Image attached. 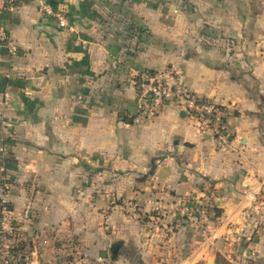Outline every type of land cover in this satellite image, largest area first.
<instances>
[{
    "label": "crops",
    "instance_id": "1",
    "mask_svg": "<svg viewBox=\"0 0 264 264\" xmlns=\"http://www.w3.org/2000/svg\"><path fill=\"white\" fill-rule=\"evenodd\" d=\"M0 27L15 264H264V0H17ZM165 69L227 110L225 143L176 106L135 121L137 78ZM190 194L211 198L208 235L151 212Z\"/></svg>",
    "mask_w": 264,
    "mask_h": 264
},
{
    "label": "built area",
    "instance_id": "2",
    "mask_svg": "<svg viewBox=\"0 0 264 264\" xmlns=\"http://www.w3.org/2000/svg\"><path fill=\"white\" fill-rule=\"evenodd\" d=\"M17 0H0V14L11 9ZM46 14L53 15L49 7H45ZM60 26L70 27V21L64 16L57 15ZM0 45L7 47L13 53L18 48L3 28L0 27ZM136 111L135 121L153 120L157 118L165 107H180L193 116L201 126L210 129L219 143L227 141L225 120L227 110L213 103L201 100L187 86L184 76L176 70L165 69L155 73H145L139 76L136 83ZM4 169H0V174ZM207 193V192H206ZM157 213L174 218L192 219L204 235H208V226L215 218L213 203L208 195L190 194L178 204L168 208L157 206ZM22 220L31 218V208L27 206ZM17 216L9 210L6 201L0 198V264H15L17 243Z\"/></svg>",
    "mask_w": 264,
    "mask_h": 264
},
{
    "label": "rangeland",
    "instance_id": "3",
    "mask_svg": "<svg viewBox=\"0 0 264 264\" xmlns=\"http://www.w3.org/2000/svg\"><path fill=\"white\" fill-rule=\"evenodd\" d=\"M170 70H175V69H170ZM138 79H139V77L137 78V80ZM137 80L135 82V85L137 83ZM4 173H5V170L0 174V187L3 188V190H4L3 191L0 188V191H1L0 192V198H1V196L3 197V194L2 193L5 192V190H7L6 187L9 186V184H8L9 183V179L6 177V175ZM182 200H180L179 202H181ZM111 201L113 202V204L111 205L112 207L114 206V207L118 208L119 210H121L122 213H124L126 215H129L133 219H140L141 217H144L145 218V217H147L148 212H150V211H146V213H145L144 206L142 207L140 204H133V202H131L130 200H126L125 201L122 197H116L114 199L112 198ZM178 203H176V204H178ZM111 206L108 205L107 208L105 209V212L106 211H109L108 209ZM156 207H153L152 210H151V212H154V213L156 212V214L161 215V213H157V211L155 209ZM160 207L161 208H165V209L168 208V207H163V206H160ZM163 216H165V215H163Z\"/></svg>",
    "mask_w": 264,
    "mask_h": 264
},
{
    "label": "water",
    "instance_id": "4",
    "mask_svg": "<svg viewBox=\"0 0 264 264\" xmlns=\"http://www.w3.org/2000/svg\"><path fill=\"white\" fill-rule=\"evenodd\" d=\"M2 50H3L4 52H8V48H7V47H3ZM183 113H184V112H183ZM183 113H182V115H184ZM121 244H122V242H121V241H118V242H116V243L113 245V247H112V253H113L114 256L117 255L118 248H119V246H120ZM209 263H210V264H213V263H214V259L211 258L210 261H209Z\"/></svg>",
    "mask_w": 264,
    "mask_h": 264
},
{
    "label": "trees",
    "instance_id": "5",
    "mask_svg": "<svg viewBox=\"0 0 264 264\" xmlns=\"http://www.w3.org/2000/svg\"><path fill=\"white\" fill-rule=\"evenodd\" d=\"M221 107V106H220ZM223 108V107H222ZM17 250V249H16ZM217 263L218 264H230L228 260H226L224 257L222 256H218L217 257Z\"/></svg>",
    "mask_w": 264,
    "mask_h": 264
}]
</instances>
